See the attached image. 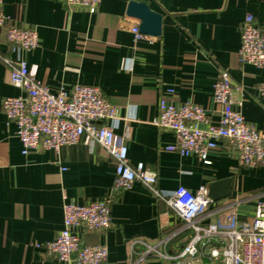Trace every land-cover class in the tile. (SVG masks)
I'll list each match as a JSON object with an SVG mask.
<instances>
[{
  "label": "crops",
  "instance_id": "crops-1",
  "mask_svg": "<svg viewBox=\"0 0 264 264\" xmlns=\"http://www.w3.org/2000/svg\"><path fill=\"white\" fill-rule=\"evenodd\" d=\"M130 0H101L94 13L68 7L64 0H2V11L16 26H34L39 45L25 54L31 74L51 91L75 83L98 86L117 107L115 134L127 145V159L142 162L157 174V186L191 192L208 188L212 181L230 179L229 197L212 202L219 208L236 203L237 220L248 221L257 201H264V164L239 165L233 153L219 141L210 163L195 155H180L165 147L174 141L171 130L156 127L158 99L191 101L207 109L212 122L218 106L212 101V85L219 69H228L234 91L242 99L244 118L264 132V99L257 87L264 83V66L242 64L238 58L239 24L245 14L264 30V0H138L161 14V29L152 39L134 40L127 23L139 20L126 14ZM3 54L11 55L6 45ZM170 90V91H169ZM21 90L10 83L9 68L0 62V103ZM115 157L96 142L81 136L57 150L21 152L16 125L0 106V264H67L35 247L53 239L62 228L65 202L84 203L110 197L111 225L84 232V244H105L102 264H174L155 254L138 258L143 243L167 242L169 254L178 252L191 236L179 230V221L165 202L139 181L130 189L111 191ZM166 214L162 226L160 215ZM218 211L204 216L217 222ZM222 248V244L217 243ZM206 261V259H205ZM204 259L182 264H201Z\"/></svg>",
  "mask_w": 264,
  "mask_h": 264
},
{
  "label": "built area",
  "instance_id": "built-area-1",
  "mask_svg": "<svg viewBox=\"0 0 264 264\" xmlns=\"http://www.w3.org/2000/svg\"><path fill=\"white\" fill-rule=\"evenodd\" d=\"M101 0H64L68 7H81L96 12ZM134 40L149 38L138 29V21L127 23ZM240 63L255 67L264 66V30L260 29L252 14L247 13L239 24ZM6 45L12 56L0 50V62L10 72V83L19 88L16 96H5L0 106L9 121L16 125V136L21 152L43 149L57 150L62 145L74 144L81 136L90 143L96 142L115 157L114 179L111 191L130 189L134 181L142 183L155 197L162 199L167 209L181 221L179 230L191 231L186 244L175 254L167 251V242L173 234L161 237L156 243H143L144 250L138 261L155 254L174 264L204 259L201 264H264V201H257L248 221L237 220L236 203H226L218 209L210 207L207 189L200 187L191 192L184 186L163 190L157 186V174L138 162L130 165L127 145L122 136L115 134L118 120L117 107L103 95L96 85L75 83L56 91L37 80L29 71L25 54L39 45L34 26H16L2 11L0 0V46ZM212 101L218 106V119L212 122L207 109L191 101L177 103L161 96L158 115L152 123L161 129L171 130L173 143L165 147L180 155H195L209 164L211 151L218 142H224L239 165L256 167L264 164V132L248 122L240 111L241 91L233 83L228 69L218 70L212 85ZM170 91V90H169ZM264 99V83L257 87ZM218 211L217 222H204V216ZM166 212L160 223H167ZM111 225L110 197L92 199L84 203L65 202L62 206V228L50 241L35 243L46 255L67 264H102L108 254L105 244H84V232L104 230ZM222 244V248L216 244ZM206 259V261H205Z\"/></svg>",
  "mask_w": 264,
  "mask_h": 264
},
{
  "label": "water",
  "instance_id": "water-1",
  "mask_svg": "<svg viewBox=\"0 0 264 264\" xmlns=\"http://www.w3.org/2000/svg\"><path fill=\"white\" fill-rule=\"evenodd\" d=\"M126 14L139 20L138 29L143 34L158 35L161 29V14L150 9L144 1L130 0ZM231 194L230 179L212 181L208 184L207 197L211 202L229 197Z\"/></svg>",
  "mask_w": 264,
  "mask_h": 264
}]
</instances>
